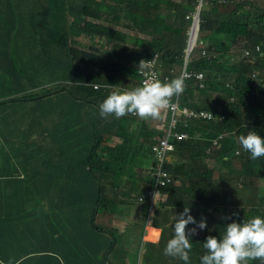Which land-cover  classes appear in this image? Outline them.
<instances>
[{
    "label": "clouds",
    "instance_id": "1",
    "mask_svg": "<svg viewBox=\"0 0 264 264\" xmlns=\"http://www.w3.org/2000/svg\"><path fill=\"white\" fill-rule=\"evenodd\" d=\"M45 1L39 12L34 9L33 20L26 19L31 24L0 22V56L10 58L0 61V185L6 187L1 193L14 196L17 210L32 218L24 245L35 248L17 263L35 258L32 264H67L72 258L64 261L62 251H77L103 264H264V218L228 223L222 235L213 230L199 246L204 235L197 228L207 223L194 214H212L217 196L231 198L227 170L234 169L207 176L223 142L235 141L231 151L257 162L252 170L264 177V0ZM132 9L141 11L133 16ZM46 48L78 63L79 81L61 86L86 88L83 103L56 101L59 86L46 81L41 61ZM245 86L242 98L238 91ZM228 88L233 94L222 96ZM78 113L84 116L69 132L80 135L79 152L52 134L69 127ZM92 134L95 140L86 143ZM66 150L89 155V166L106 183L102 199L64 188L73 171L80 176L68 154L58 157ZM184 176L192 193L183 194L182 202L195 193L201 205H178L174 226H166L160 220L166 211L159 209L169 206L170 195L163 189ZM232 187L237 204L231 198L226 206L233 214H249L255 199L240 196L237 182ZM69 200L72 207L82 203L88 218L96 214L104 233L94 230L79 246L70 236L83 228L66 233L60 222L44 221ZM189 224L196 227L187 229ZM165 235L172 238L162 246ZM8 263V256L0 259Z\"/></svg>",
    "mask_w": 264,
    "mask_h": 264
},
{
    "label": "trees",
    "instance_id": "2",
    "mask_svg": "<svg viewBox=\"0 0 264 264\" xmlns=\"http://www.w3.org/2000/svg\"><path fill=\"white\" fill-rule=\"evenodd\" d=\"M45 2V0H0V22H2L3 18V20L5 21L15 22V20H21L22 22L26 21L28 24H31V21L26 19L28 17H32L33 20L34 9L36 11L40 10ZM15 7H20L17 8L18 14H15ZM8 8L13 9L9 10ZM48 11H52L51 6L48 7ZM132 11H134L132 15L136 16L138 14V12L136 11L141 10L132 9L131 12ZM16 15H19V17H15ZM10 25L12 26V24ZM61 40H64V38H62ZM64 43L65 42L60 41V45L58 46L59 49L63 48ZM59 49L57 51L52 50L51 48L41 49L42 54L44 55L41 58V61L42 63H45V66L43 68L45 79L46 81L52 82L59 86V96H56L57 102H66L68 101V99H70V103L72 105L83 103L84 100L88 98V95L90 93L89 91H86V88H70L61 86L65 82L73 81L74 78L76 79V81H79L81 68L79 67L78 63H76L75 61H71V58L65 57ZM34 51L38 52L37 49ZM9 59L10 58L9 56H7V53L0 56V61L4 62V64H7L10 61ZM16 81L20 85H22V81ZM246 87L247 86L240 88V90L238 91V95L242 98L247 94ZM71 90L72 92H70ZM221 91L222 96L226 94H233L234 92L229 88L223 89ZM13 93L14 92L10 90L9 94ZM22 101L28 100H18V102ZM36 101L37 100H35V102ZM73 112H76V110ZM83 116L84 114L82 113L75 114L72 121H69L66 124L67 126L68 124H70L69 127H59L52 130L55 133H58L60 130H62L61 133L52 134L56 135V138L58 140H61L64 145L71 146L73 144V146L76 147L77 152L82 150L81 147L83 145L78 140L80 135H78V133H70L69 129H71L70 126L73 123L79 121V118ZM209 128L213 129V126H210ZM94 135L97 134L87 135L88 139L86 143L95 140L96 137ZM210 136L213 139H217L219 137V135L214 134ZM17 142L20 141L17 140ZM20 144L21 146H23L21 142ZM234 147H236V143L233 140L223 142L220 145L218 154L220 160L217 161V164L221 165V167L216 164L213 170L207 176L211 178L217 172H226L227 169H234V171L227 170L231 175V179L226 182V187L228 189L227 194L232 198V205L237 204V191H235V188L232 187L234 185V182H237L242 186L243 189L239 193H243L242 195L250 196L255 199V208L251 210L249 214H247L245 210L239 211L237 212V214H233L226 206L227 204H229L228 202L231 200V198L228 197V199H221L220 196H217L216 199H214L213 202L210 203V206L213 208L212 214H209L205 211L195 210L196 212H194V214L198 217L195 218V220L197 222H200L202 219H204L207 223V228L203 230L197 228V232L204 235L197 243V245L199 246L203 245L206 238L211 234V232H213V230L215 233L222 235L224 232V227L228 223H231L233 221L242 223L243 221H247L248 218L254 216H260L261 218H264V177L261 172L252 170V166L250 164H256L257 162L250 163L244 161L243 159H247V156H237L236 152L231 151V149ZM148 153L149 151L147 152V154ZM67 154L72 164L79 167V169L75 171L76 173H79L81 177L79 175H76L73 171L70 180L64 182V188L70 187L72 192L87 190L90 194L96 195L97 199H102L104 197L103 192H105L104 190H106V183L102 181V178L97 174L94 168L89 166V164L91 163V158L89 157V155L81 157L77 153H72L66 150L61 154L62 156L58 155V157L64 159L63 156ZM28 156L32 158L30 155ZM228 158L230 160H228ZM237 168L241 170H238ZM109 175L118 176L116 173H112ZM186 182L188 181L186 176H184L183 181H178L174 185H170L167 189H163V193H168L170 195L169 206L159 209L161 211H166V213L162 214V219L160 218V220H162L166 226H174L176 220V212L174 210L178 205L182 203L191 205L192 201L196 199L194 193L186 202H182L181 196L183 194L187 193L190 195L192 193L190 189L184 187ZM4 189H6V187L0 185V259L3 256H8V264H18L17 262L21 261L27 256L35 254V248H33L32 246L24 245L25 238L30 233L32 218L28 215H25V213L20 210V208L17 210V206L11 202L16 200L14 199L15 197L12 196L13 198H11L9 197V195H3L1 191H3ZM4 192L8 191L6 190ZM40 203H45L43 198L41 199ZM27 205L28 207H31L30 203H28ZM72 205L73 201L69 200L68 203H65V205L61 208H59L58 206L53 207L51 209V212L46 215L44 221L51 225H55L60 222L61 225H63L62 228L66 233L69 230L70 232H72V230L75 231V229H77V225L83 228L79 230L77 229L76 232H72L70 236V240L74 241L79 246H82L85 242L90 240V238L94 234V230H98V233H104V231L102 229H99L95 224L96 214L95 218L92 216L88 218L87 211L82 208V203L75 204L73 206L74 208L72 207ZM85 208L89 209L90 207ZM58 210H60L59 213L54 214ZM194 227H196V225L194 224L187 225V229H191ZM194 248L196 249L195 244ZM204 254H206V250L203 248V255ZM61 256L64 261L72 258V260H70L67 264H103L98 259H91L90 257L84 256L77 251H62ZM35 260V258H30L23 264H32ZM250 264H259V261H252L250 262Z\"/></svg>",
    "mask_w": 264,
    "mask_h": 264
},
{
    "label": "rangeland",
    "instance_id": "3",
    "mask_svg": "<svg viewBox=\"0 0 264 264\" xmlns=\"http://www.w3.org/2000/svg\"><path fill=\"white\" fill-rule=\"evenodd\" d=\"M37 22H38V21H37ZM38 24H39V22H38ZM4 91H6V90H4ZM58 113H59V116H61V114H63V113H66V108L63 109V110H59V109H58ZM242 194H243V193H239L240 196H242ZM192 203H193V206H194V207H200V205H201L200 201H197L196 199L193 200ZM206 205H207V204H205L204 206H206ZM155 211H156V210H155ZM153 225H154V223L152 222L151 226H153ZM167 235H169V234H167ZM167 235H165L164 238H163V240H162V243L165 242L164 244H162V246H164V245L166 244V241H168L169 239L172 238L171 236H167Z\"/></svg>",
    "mask_w": 264,
    "mask_h": 264
},
{
    "label": "crops",
    "instance_id": "4",
    "mask_svg": "<svg viewBox=\"0 0 264 264\" xmlns=\"http://www.w3.org/2000/svg\"><path fill=\"white\" fill-rule=\"evenodd\" d=\"M118 253H120V252H117V253H115L114 254V256H115V263H119V261L121 260V254H118ZM116 254H118V255H116Z\"/></svg>",
    "mask_w": 264,
    "mask_h": 264
},
{
    "label": "bare ground",
    "instance_id": "5",
    "mask_svg": "<svg viewBox=\"0 0 264 264\" xmlns=\"http://www.w3.org/2000/svg\"><path fill=\"white\" fill-rule=\"evenodd\" d=\"M152 234H156V235H158V232H152Z\"/></svg>",
    "mask_w": 264,
    "mask_h": 264
}]
</instances>
